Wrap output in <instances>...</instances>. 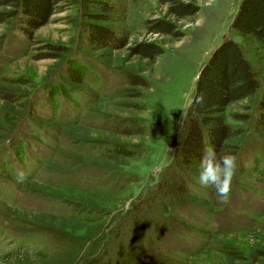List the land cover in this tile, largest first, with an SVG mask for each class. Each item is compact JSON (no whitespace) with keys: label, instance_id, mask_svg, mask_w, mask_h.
I'll use <instances>...</instances> for the list:
<instances>
[{"label":"rangeland","instance_id":"rangeland-1","mask_svg":"<svg viewBox=\"0 0 264 264\" xmlns=\"http://www.w3.org/2000/svg\"><path fill=\"white\" fill-rule=\"evenodd\" d=\"M110 1L123 14V22L115 27L128 36L129 45L164 39L144 29L146 19H172L165 14L164 0ZM197 3L195 20L181 24L183 36L163 44L162 53L147 66L143 76L148 86L133 115L114 113L108 106L107 97L124 81L123 71L82 54L77 7L52 14L34 31V41L16 27L6 32L0 78L21 81L27 101L25 116L12 118L14 129L0 139V264L18 251H35L70 264H225L227 250L248 255L255 244L264 245V137L255 128L264 64L256 63L231 25L240 0ZM227 39L244 50L259 89L247 112L229 198L206 208L162 195L158 186L173 165L176 137L200 72ZM48 43L68 46L77 67L87 74L90 88L85 86L74 99L68 100L57 85V69L48 75L55 61ZM125 49L118 51L121 57ZM52 83H57L55 88ZM3 103L0 100V112L6 109ZM240 107L232 105L228 111L245 113ZM40 117L58 123L49 133L40 132L44 140L32 133ZM74 125L84 126L92 137L81 143L68 137L66 129ZM125 128L140 134H121ZM113 146L129 148L134 155L113 168L81 167L77 161L88 153L95 160ZM50 215L96 221L86 222L89 228L84 230L35 224L39 216ZM96 222L102 223L100 228L91 230Z\"/></svg>","mask_w":264,"mask_h":264},{"label":"trees","instance_id":"trees-1","mask_svg":"<svg viewBox=\"0 0 264 264\" xmlns=\"http://www.w3.org/2000/svg\"><path fill=\"white\" fill-rule=\"evenodd\" d=\"M164 4L165 14L171 16V20L150 18L144 22L147 33H156L164 36V39L139 41L129 45L128 36L115 27L116 23L123 22V14L110 0H0V25L5 29V32L0 33V50L6 32L12 27L19 29L31 42L35 40L34 31L44 25L52 14L75 6L80 22V39L85 44L82 54H88L105 65L123 71L124 81L107 97L108 106L114 113L133 115L138 111L137 101L142 97V89L148 86L143 76L148 70L147 66L153 65L155 58L162 53L163 44L171 43L183 36L181 24L195 20L199 10L197 0H164ZM231 25L251 50L256 63L263 65L264 0H240ZM46 47L51 50V58L55 59L54 64L49 68L50 71L48 70V75L55 69L59 71V84H56L64 91V96L71 100L76 95L82 94L84 87L89 86L86 82L87 74L84 68L75 64L72 50L63 44L48 43ZM124 47L126 55L121 57L118 51ZM243 51L239 43L227 39L210 54L207 64L200 72L186 120L176 137L173 165L168 173L163 175L158 193L206 208L222 201L217 198L214 189L201 187L196 183L195 177L200 156L208 146L214 147L218 152L227 151L235 155L238 165L245 136V124L249 119L247 112L259 89L257 74L244 57ZM132 56L136 57L133 61ZM21 86V81L18 83L9 78H0V100L4 102L6 108L0 112V124H3L0 125V139L5 131L14 129L15 123L10 124L15 121L12 118L21 119L25 116L27 93ZM232 105L242 106L240 108L245 113L228 111ZM228 117L233 123L227 120ZM36 121L37 126L33 127L32 133L39 139L42 138L40 137L42 130L49 133L50 129L58 125L57 121L49 119L44 121L41 117ZM255 128L257 133L264 137V91L258 102ZM65 133L79 143L86 142L93 135L84 126L79 125L67 127ZM120 133L138 136L140 134L139 131L134 132L126 128ZM10 147L14 151L17 149L14 145ZM133 155V151L129 148L113 146L110 150L102 151L95 160L88 153L85 158L77 157V161L81 167L102 165L113 168L127 164V160ZM52 166L56 165L52 164ZM244 170L254 173L248 169ZM38 218L35 224L39 226L72 230L88 229L86 222L96 221V219L84 218L78 220L66 215ZM94 224L91 230L95 231L102 223ZM35 254L38 256L37 262L33 260ZM224 255L225 264H264V245L255 244L248 255L236 250H227ZM5 262V264H70L72 261L62 262L35 251L26 254L18 251L14 256L6 257Z\"/></svg>","mask_w":264,"mask_h":264},{"label":"clouds","instance_id":"clouds-1","mask_svg":"<svg viewBox=\"0 0 264 264\" xmlns=\"http://www.w3.org/2000/svg\"><path fill=\"white\" fill-rule=\"evenodd\" d=\"M236 170L235 155L227 151L218 152L214 147L208 146L200 156L195 180L201 187L214 189L217 198L226 202Z\"/></svg>","mask_w":264,"mask_h":264}]
</instances>
